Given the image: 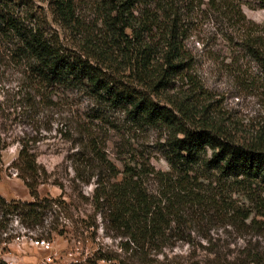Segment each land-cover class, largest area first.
Instances as JSON below:
<instances>
[{
	"label": "rangeland",
	"instance_id": "1",
	"mask_svg": "<svg viewBox=\"0 0 264 264\" xmlns=\"http://www.w3.org/2000/svg\"><path fill=\"white\" fill-rule=\"evenodd\" d=\"M49 1L0 0V9L10 11L28 27H41L52 37L59 35L65 46L77 50L75 36L53 20ZM231 1L239 14L222 8V3L215 7L209 0H179L181 5L192 2L194 8L186 13V45L195 59L194 76L203 88L197 91L193 84L181 81L155 100L173 107L170 98L192 95L203 107L209 106L210 118L250 145L264 133L260 57H264V45L255 41L264 37V8L256 0ZM97 8V0H77V12L87 22L99 18ZM18 47L17 38L0 34V132L5 139L0 195L7 200H33L14 166L26 142L39 166L48 171V180L38 186L41 197L65 202L59 207L54 204L45 227L35 230L16 219L0 218V257L9 264H72L85 261L98 248L119 255L120 238L91 203L98 181L107 183L112 175L92 146L96 143L119 171L131 161L149 162L168 171L167 139L174 131L164 125L140 124L128 111L96 98L84 86L42 82L32 72V60L20 55ZM144 180L149 190L161 193L152 176ZM220 182L213 171L212 179L204 180V188L216 192ZM253 193L264 196V182L255 181L246 190L235 187L231 203L255 215ZM227 209L186 210L182 223L172 224V232L184 238L151 257L162 264H216L217 255L210 251L245 263L254 252L264 258V218L243 221ZM51 226L57 230L50 232ZM41 236L46 242L36 241Z\"/></svg>",
	"mask_w": 264,
	"mask_h": 264
},
{
	"label": "trees",
	"instance_id": "2",
	"mask_svg": "<svg viewBox=\"0 0 264 264\" xmlns=\"http://www.w3.org/2000/svg\"><path fill=\"white\" fill-rule=\"evenodd\" d=\"M256 1L264 8V0ZM97 2L100 16L96 22H87L77 12V0L49 1L53 20L75 36L77 50L65 46L59 35L52 37L41 27H28L10 11L0 9V34L19 40L18 52L32 60L36 78L49 85L84 86L96 98L128 111L140 124L164 125L174 131L167 139L168 171L137 161L125 163L119 171L93 144L96 157L112 175L107 183L98 181L91 203L120 238L125 257L98 248L85 261L72 264H162L151 256L184 238L172 232V224L182 223L190 208L226 207L243 221L264 218L262 193L250 197L257 207L255 215L231 203L235 187L246 190L255 181L264 182V133L255 143L244 144L210 118L209 106L203 107L192 95L170 98L173 107L155 100L163 91L176 89L181 81L193 84L197 91L203 88L194 76L195 59L186 45V13L194 9L192 2ZM209 3L215 7L222 3V8L240 13L231 0ZM255 41L264 45V37ZM260 57L264 69V57ZM26 144L22 143L14 166L33 200H7L0 195V218L16 219L35 230L45 227L53 205L59 207L65 200L41 197L38 186L48 180V171L39 166L37 156ZM4 148L0 132V159ZM213 171L221 179L216 192L204 188V180H211ZM144 176H152L161 193L149 190ZM53 230L57 227L51 226L50 232ZM40 238L43 236L36 241L46 242ZM210 253L217 255L216 264H264V258L255 252L248 263L218 251ZM0 264L9 263L0 257Z\"/></svg>",
	"mask_w": 264,
	"mask_h": 264
},
{
	"label": "built area",
	"instance_id": "3",
	"mask_svg": "<svg viewBox=\"0 0 264 264\" xmlns=\"http://www.w3.org/2000/svg\"><path fill=\"white\" fill-rule=\"evenodd\" d=\"M39 242V241H38ZM44 242V241H43Z\"/></svg>",
	"mask_w": 264,
	"mask_h": 264
}]
</instances>
